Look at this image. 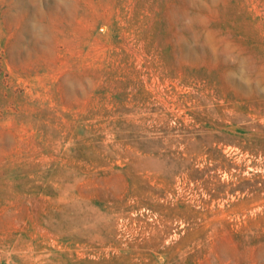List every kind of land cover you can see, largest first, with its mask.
<instances>
[{"label":"rangeland","instance_id":"obj_1","mask_svg":"<svg viewBox=\"0 0 264 264\" xmlns=\"http://www.w3.org/2000/svg\"><path fill=\"white\" fill-rule=\"evenodd\" d=\"M0 264H264V0H0Z\"/></svg>","mask_w":264,"mask_h":264}]
</instances>
